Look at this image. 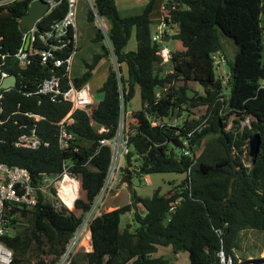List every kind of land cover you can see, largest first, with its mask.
Instances as JSON below:
<instances>
[{
  "label": "trees",
  "instance_id": "trees-1",
  "mask_svg": "<svg viewBox=\"0 0 264 264\" xmlns=\"http://www.w3.org/2000/svg\"><path fill=\"white\" fill-rule=\"evenodd\" d=\"M91 2L94 10L88 9L87 20L93 22L96 13L107 22L121 92L111 64L101 86L102 98L91 113L75 110L71 114L73 121L66 125L71 137L64 148L59 143L58 122L69 112L70 103L36 93L52 68L34 63L20 69L13 58L29 0L0 8V56L5 55V69L17 78V84L3 91L0 99V162L24 167L36 180L42 174H59L63 162L72 160V171L80 174L84 192V198L74 203L79 213L66 206L54 207L41 195L33 207L6 208L13 233L0 240L12 250L11 264H54L63 253L110 164L109 146L96 152L99 139L116 134L120 96L126 107L136 90L140 108L132 110L128 122L123 176L130 180L155 173L185 177L164 192L155 188L149 196L131 189L128 203L93 218L91 249L83 254L86 264H167L163 256H153L158 246H171L175 254L187 251L190 264H224L219 252L238 264L234 250L242 231L264 232V0H164L157 23L174 24L172 38L182 46L170 51L164 63L159 54L164 42L151 37L153 0L140 13L125 17L119 15L115 0ZM63 12V6L54 10L43 17L42 25L59 19ZM132 34L135 48L126 50ZM103 38L97 30L94 39ZM224 38L233 45L232 61L226 59ZM109 54L103 45L91 62H83L82 73L72 81L77 86L87 82ZM225 59L228 76L223 83L215 68ZM54 70L65 88L64 69ZM190 83L201 86V92L190 94ZM199 106L204 107L201 114L194 111ZM27 112L43 118L29 117ZM172 113L182 116L179 132L177 127L151 124L154 118ZM206 116L201 130L188 136L191 155H184L181 147L187 131ZM245 118L249 125L240 129L239 122ZM32 128L49 142L47 147L16 146L18 136ZM254 134H260L261 145L250 157L249 140ZM71 202L66 203L71 207ZM127 214L130 220L123 222ZM70 264H75L74 259Z\"/></svg>",
  "mask_w": 264,
  "mask_h": 264
},
{
  "label": "built area",
  "instance_id": "built-area-1",
  "mask_svg": "<svg viewBox=\"0 0 264 264\" xmlns=\"http://www.w3.org/2000/svg\"><path fill=\"white\" fill-rule=\"evenodd\" d=\"M16 0H0V8H4L6 5ZM32 1L29 0V6ZM45 3V11L43 15L38 18L33 25L26 26L22 30L21 42L16 52L13 55L14 61L20 69H26L32 66L34 63L41 65H48L52 68V72L49 76L42 79L37 85L36 93L48 96L52 101L63 100L70 103V110L67 115L58 122L60 128L59 143L60 147L67 146V140L71 137L66 132V125L73 121L71 114L75 110H84L87 113H91L92 108L97 103L94 102L92 91L88 82L82 83L77 86L69 75L71 60L73 52H68V49H75V40L77 38L76 28V11L77 0H42ZM93 9L91 0H87ZM64 7V12L59 19L52 20L47 25L43 26L41 20L48 14H51L54 10ZM4 10V9H3ZM94 10V9H93ZM95 13V12H94ZM95 16L99 20L102 28V34L107 38V26L104 18L99 17L96 13ZM174 24L170 21H160L155 25V29L152 32V40L155 42H164L165 36L169 32H173ZM113 54V53H112ZM160 56L162 57V63L167 62L170 57L169 51L163 47L160 50ZM114 56V55H113ZM115 59V58H114ZM218 63V60L215 61ZM5 55L0 56V84L2 80L12 74L5 69ZM56 68H63L65 76L67 77V86L62 87L61 75ZM116 73L118 88L121 92L120 71L116 64ZM228 74L223 78L222 82L227 81ZM17 84V78H16ZM9 88L0 87V99L3 96V91ZM28 95V93H27ZM156 96H160V90L156 91ZM132 110H127L122 97L120 96V112L118 120V128L116 134L108 139H99L96 152L101 146H109L111 149V160L107 169L106 176L104 178L103 185L99 192L95 195L93 200L90 201L88 210L83 214L82 219L69 241L67 242L63 253L59 256L54 264H70L74 259L75 253L80 247H85L83 241L89 247L90 243V223L97 215H100L103 209H105L106 201L109 195L112 193L115 187L116 177L122 167V161L124 154L128 151V118L131 117ZM29 117L35 119H42L43 116L38 114L27 112ZM219 114H223L219 111ZM208 116L202 119V121L196 125L192 130L187 131V137L182 140V153L184 155H191L189 149V140L193 132L200 131L206 124ZM90 123L93 125L94 121L90 118ZM152 125H160L167 127H177L176 131L183 127L182 116L175 113L169 114L162 118H154L151 122ZM249 125V119L245 118L240 120L239 127ZM229 127V125H228ZM104 130V129H101ZM122 132L121 135L119 133ZM16 146L25 147L29 149H39L41 147H47L49 142L42 139L37 135L34 128L28 133L18 136ZM76 150V148H74ZM74 163L72 160H65L62 164V170L59 174H42L41 177L36 180L30 175V172L21 166H10L4 162H0V237L13 233V229L6 213L13 204L18 206L25 205L26 207H33L37 204L39 196L41 195L45 199L49 200L54 207L66 206L70 209V205L66 203L64 196L74 195L71 202V207L77 199L84 198V192L81 188L80 174L72 171ZM80 191L83 193V197H79ZM75 208V207H74ZM12 250L0 240V264H11L12 262ZM221 260L224 257L222 252H219ZM231 257H228L225 261H230Z\"/></svg>",
  "mask_w": 264,
  "mask_h": 264
},
{
  "label": "rangeland",
  "instance_id": "rangeland-1",
  "mask_svg": "<svg viewBox=\"0 0 264 264\" xmlns=\"http://www.w3.org/2000/svg\"><path fill=\"white\" fill-rule=\"evenodd\" d=\"M149 1L151 0H146L147 4ZM129 2H134V0H115L116 5H118L120 8H122V5L128 4ZM77 7H78V13L84 16L85 22L89 26L91 31L94 33V36L97 30L102 31L101 25L96 16L94 17L93 22L87 21V11L89 8L92 9L91 5L87 0H77ZM94 40L95 39L93 37L92 41ZM100 42L102 43L101 45ZM100 42L94 41V43H86L89 45L88 46L85 45L83 49L87 53H79V56L78 53H76L78 52V49H76V51L74 50L75 52L72 56L70 71H69V75L71 78L78 77L83 71V62H91L93 58V54L96 52L94 51L92 53V49H91L92 45L98 44L97 50L99 51L101 50L102 45L107 44V47L110 49L109 57H105L99 61V63L96 66V69L93 71L92 76L88 80V84L92 91L95 103H98V101L102 98L101 86L105 77L108 74L109 67L111 66V64L113 65L114 68L116 67V61L111 52L108 38L104 36V39H101ZM180 45L181 43L173 38L167 43V46L171 49V51L180 48ZM134 46H135V39H134V34H132L125 49L132 50ZM224 48L227 56L226 58L227 61L229 60L232 61L234 56L233 53L234 48L233 45L231 44L230 39L224 38ZM226 59L222 60L215 68L216 76H220L224 78L228 74V64L226 62ZM76 65L78 69L77 72H76ZM189 87H190V94L191 93L193 94L194 91H198V93H200L202 89L201 86L195 85L194 83H190ZM139 108H140V97L138 92H136L133 98L131 99V101L126 104V109L136 110ZM194 111L197 112L198 114H201L204 112V107L199 106L195 108ZM129 121H130V117L128 118V122ZM121 134L122 132L119 133V135ZM124 163L125 161L123 158L122 166L124 165ZM184 177H185L184 174H177V173H155V174L144 175L140 178L133 176L131 179V184H132V189H134V191L137 194L143 196H149L155 188L160 187L161 192H164L178 185ZM124 178L125 177L123 176L122 170L120 169L116 177L114 190L109 195L106 201L105 209H103L102 211H109L111 209H114L120 205L129 202L130 200L129 196L131 190L128 189L127 181ZM148 179L150 180V182L147 181ZM79 197H83L82 191H80ZM70 210L79 213V210L74 208V206L70 207ZM122 220L123 222L129 221L130 217H128V214L123 215ZM83 244H85V247H80V249L74 255L75 264H86L83 254L86 253L85 250L88 248V246L86 245L85 241H83ZM234 253L239 258L238 264H246L245 260H249V259L264 258V232L253 229H247L242 231L239 239L238 248L234 250ZM153 256H163L165 259L168 260L167 264H190L187 251H180L175 254L171 246H158L157 251L153 254ZM222 259L225 261V257H223ZM250 263L252 264V262ZM225 264H232V261L231 260L226 261Z\"/></svg>",
  "mask_w": 264,
  "mask_h": 264
},
{
  "label": "crops",
  "instance_id": "crops-1",
  "mask_svg": "<svg viewBox=\"0 0 264 264\" xmlns=\"http://www.w3.org/2000/svg\"><path fill=\"white\" fill-rule=\"evenodd\" d=\"M163 3H164V0H154V2H153L152 11H151V14H150V19L153 21L152 22V32L155 29V25L157 24V21L161 17V10H162V7H163ZM146 5H147L146 0H134V2H129L128 4L122 5V8H120L118 5H116V7H117L119 15L122 16V17H125V16H130V15H134V14L140 13L145 8ZM76 28H77V38L75 40V51H76V49H78V52H76V53H78V56H79V53H87L83 49L85 45H87V46L89 45V44H86V43H94V41L95 42H100V40L92 41V39L94 37V33L91 31L89 26L86 24L84 16L78 13V7H77V11H76ZM107 28H108V25H107ZM172 34H173L172 31L169 32L165 36L164 43H163V46L169 52L171 51V49L167 46V43L172 39ZM101 44L102 43L100 42V45ZM106 46H107V44H106ZM134 48H135V46L133 47V49ZM91 49H92V53L94 51H96V52L100 51V50L99 51L97 50L98 49V44L92 45ZM179 49H182L181 45H180V48H178L176 50H179ZM74 52H73V54H74ZM78 59H79V57H78ZM77 65H76V72L78 71ZM136 92H138V94H139L138 90H136ZM147 181L150 182L149 179ZM129 198H130V196H129ZM90 249H91V240H90V243H89V247L85 251L87 252ZM85 262H86V260H85ZM128 264H131V263H128Z\"/></svg>",
  "mask_w": 264,
  "mask_h": 264
},
{
  "label": "water",
  "instance_id": "water-1",
  "mask_svg": "<svg viewBox=\"0 0 264 264\" xmlns=\"http://www.w3.org/2000/svg\"><path fill=\"white\" fill-rule=\"evenodd\" d=\"M45 3L42 0L32 1L30 3L27 14L21 18V23L26 26H31L33 23L40 18L45 11ZM16 85V76L10 75L4 78L0 84L1 88L14 87ZM261 136L260 134H254L249 140V155L250 157L256 155L260 150ZM127 181L128 189H132L131 180L128 177L124 178ZM264 264V258H255L254 260H248L246 264Z\"/></svg>",
  "mask_w": 264,
  "mask_h": 264
},
{
  "label": "bare ground",
  "instance_id": "bare-ground-1",
  "mask_svg": "<svg viewBox=\"0 0 264 264\" xmlns=\"http://www.w3.org/2000/svg\"><path fill=\"white\" fill-rule=\"evenodd\" d=\"M64 197H65V198H64L65 201L68 202V201H72V200H73L74 195H70V196H66V195H65Z\"/></svg>",
  "mask_w": 264,
  "mask_h": 264
}]
</instances>
